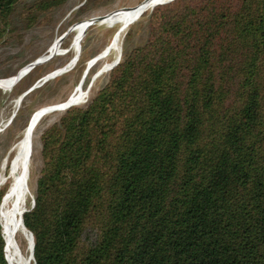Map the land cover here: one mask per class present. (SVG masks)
<instances>
[{
  "label": "trees",
  "instance_id": "1",
  "mask_svg": "<svg viewBox=\"0 0 264 264\" xmlns=\"http://www.w3.org/2000/svg\"><path fill=\"white\" fill-rule=\"evenodd\" d=\"M147 35L40 138L35 264H264V0H174Z\"/></svg>",
  "mask_w": 264,
  "mask_h": 264
},
{
  "label": "rangeland",
  "instance_id": "2",
  "mask_svg": "<svg viewBox=\"0 0 264 264\" xmlns=\"http://www.w3.org/2000/svg\"><path fill=\"white\" fill-rule=\"evenodd\" d=\"M36 1L21 0L17 4L9 31L0 38V123L11 115L10 120L0 125V190L6 188L8 194L2 212L5 221L3 234L5 231L15 264L35 262L33 237L23 224V214L33 203L36 182L43 168L40 138L49 127L60 120L66 110L53 111L42 116L38 122L35 121L36 117L47 106L61 104L69 97L79 105L87 104L107 83L113 62L119 58L121 61L135 46L146 41L150 15L155 8L148 9L143 16V13L140 15V19L131 22L104 21L90 26L82 38L80 58L75 66L33 90L16 111L17 100L26 89L40 77L51 74L74 58L77 48L74 50L72 45L80 24L98 15L104 17L130 12L142 0H66L61 5L42 12L27 27L29 15L23 18L21 15L25 6ZM160 1L157 3L164 2ZM125 7L130 9L120 11ZM66 32L68 33L65 35ZM61 37L63 40L59 47ZM58 47L61 49L59 52ZM106 48L108 50L104 56L91 63L89 69L90 63H86ZM49 50H57L58 54L47 63H37L36 68L9 89L14 82V75L20 69L47 54ZM14 110L16 115L13 119ZM32 121L37 122L34 128L31 126ZM20 139H24L21 154L27 173H22L13 182L12 173L21 162L20 158L14 157V145Z\"/></svg>",
  "mask_w": 264,
  "mask_h": 264
},
{
  "label": "water",
  "instance_id": "3",
  "mask_svg": "<svg viewBox=\"0 0 264 264\" xmlns=\"http://www.w3.org/2000/svg\"><path fill=\"white\" fill-rule=\"evenodd\" d=\"M156 0H142L139 4H137L136 6H134V7H142L141 9H142V11L141 12H143L144 10H146L149 6H151L152 8H154V7H156V6H159V5H164V4H167V3H170V2H172V1H174V0H166V1H164V2H161V3H156L155 2ZM127 9H130V7H125V8H121L120 9V11H122V10H127ZM118 11V10H117ZM103 18V15H98V16H94V17H92V18H90L89 19V23H88V25H87V30H88V28L90 27V26H92L93 24H95V23H97L98 21H100L101 19ZM75 26V25H74ZM74 26H72V28L71 29H73V27ZM70 30V29H69ZM68 30V31H69ZM87 30H85L84 32H83V35H82V37H81V39L83 38V36L86 34V31ZM68 32H66L65 33V35L67 34ZM62 40H63V37H61L60 38V40H59V47L61 46V42H62ZM58 47V52L59 51H61V49ZM81 50V42L79 43V52H78V58L80 57V51ZM57 50H54V51H48V53L47 54H44V55H42V56H40V57H38L37 59H35L34 61H32V62H30V63H28L27 65H25L22 69H20L17 73H16V75H14V82L11 84V86H10V88L9 89H12L18 82H20L25 76H27L34 68H36L37 67V64L36 63H47L48 61H50L51 59H53V57H55L57 54H58V52H56ZM98 57H100V55H98L96 58H94L93 60H91V61H89L88 63H86V65L87 64H89L90 65V67H89V69L91 68V63H94L96 60H97V58ZM93 61V62H92ZM120 63V58L111 66V69H113L114 67H116L118 64ZM38 65H40V64H38ZM67 65H65L64 67H61V68H58V69H55L53 72V74H54V76L53 77H56V76H58V75H61V74H63V73H65V72H67V71H69V70H71L75 65L73 64V65H69V66H67ZM89 69H88V71H89ZM88 71H87V73H88ZM49 79H50V75H49V73H47L45 76H43V77H40L39 79H37L27 90H25L21 95H20V97L18 98V100H17V103H18V108L20 107V105L22 104V102H23V100L33 91V90H35L36 88H38V87H40V86H42L43 84H45L47 81H49ZM0 80H2V79H0ZM84 80V79H83ZM82 80V81H83ZM81 81V82H82ZM71 97H69L68 99H66V101H64V102H62L61 104H59V105H51V106H47L46 108H45V110L42 112V116L43 115H47V114H49V113H51V112H53L54 110H56L60 105H62V104H64V103H66L67 101H69V99H70ZM75 106H78V105H74L73 107H75ZM72 108V107H71ZM15 115H16V112L13 114V119H14V117H15ZM34 205H35V197H34V199H33V203H32V207H34ZM29 211V210H28ZM27 211H25L24 213H26ZM24 221V220H23ZM2 224V223H1ZM25 225V224H24ZM3 226V225H2ZM25 228H26V226H25ZM27 229V228H26ZM28 230V229H27ZM29 231V230H28ZM30 232V231H29ZM31 233V235H32V237H33V257H34V246H35V236H34V234L32 233V232H30ZM34 264H35V262H34Z\"/></svg>",
  "mask_w": 264,
  "mask_h": 264
},
{
  "label": "bare ground",
  "instance_id": "4",
  "mask_svg": "<svg viewBox=\"0 0 264 264\" xmlns=\"http://www.w3.org/2000/svg\"><path fill=\"white\" fill-rule=\"evenodd\" d=\"M159 0H156L155 2L157 3ZM161 1H163V0H161ZM164 1H166V0H164ZM142 7H135V8H132V9H130V10H128V11H130V12H125V13H123V14H119V15H115V14H113V15H109V16H104L100 21H98L97 23H101V22H107V21H116V20H128L129 22H131L132 20H138V19H140L144 14H145V12L148 10V9H150V8H152L151 6H149L146 10H144L143 12H141L142 11V9H141ZM143 13V14H142ZM117 14V13H116ZM139 14V15H138ZM142 14V16L140 17V15ZM139 17V18H138ZM88 23H89V20H87L85 23H82V24H80L79 25V29H78V31L76 32V34H75V37H74V41H73V45H72V48L75 50L76 48H77V51H76V54H75V56H74V58L69 62V63H67L66 65L67 66H69V65H72V64H76V62L79 60V58H78V52H79V43L82 41V39H81V37H82V35H83V32L85 31V30H87V25H88ZM107 50H108V48H106V50H104L101 54H99L100 55V57H98L97 59H99V58H101V57H103L104 56V54L107 52ZM81 51V50H80ZM61 53V52H60ZM73 55V54H72ZM117 61V60H116ZM115 61V62H116ZM115 62H113V64L115 63ZM37 64V63H36ZM65 66V65H64ZM63 66V67H64ZM66 66V67H67ZM54 72H52L51 74H49L50 75V79H53V78H55V77H53L54 76V74H53ZM102 73V72H101ZM49 79V80H50ZM48 82V81H47ZM94 84V83H93ZM92 84V85H93ZM89 91H91V89L89 90ZM83 92V91H82ZM89 97V96H88ZM79 105L78 103H75V102H73L71 99L69 100V101H67L66 103H64V104H62V105H60L56 110H57V112L59 111V109H64V110H67V109H69V108H71V107H73L74 105ZM59 105V104H58ZM17 107H18V103H17V105H16V108H15V110L17 109ZM14 110V112H16ZM56 110H54V111H56ZM11 116V115H10ZM10 116L7 118V119H4L3 121H2V123H0V125H2V124H4L5 122H7L8 120H10L9 118H10ZM44 116V115H43ZM42 117V113L41 114H39L37 117H36V119H35V121L37 120V122L40 120V118ZM35 121H32V123H31V126H32V128H34L35 126H36V124H37V122H35ZM41 122V121H40ZM0 131H1V129H0ZM34 131V130H33ZM24 144V139H20L14 146V157H17L18 159L20 158V160H21V162L16 166V169L14 170V172L12 173V181L13 182H16V180L18 179V177H21V175H22V173H24V172H26L27 173V167H26V164L24 163V159H22V154H21V152H22V150H21V147H22V145ZM28 163V162H27ZM11 185V184H10ZM31 191V190H30ZM26 192V191H25ZM26 194H28V193H26ZM15 196V195H14ZM13 196V197H14ZM26 196V195H25ZM9 202V201H8ZM23 223H24V221H23ZM25 226V225H24ZM24 230V229H23ZM31 235V234H30ZM32 236V235H31ZM34 258V257H33Z\"/></svg>",
  "mask_w": 264,
  "mask_h": 264
}]
</instances>
